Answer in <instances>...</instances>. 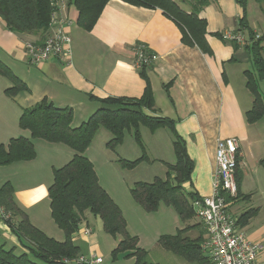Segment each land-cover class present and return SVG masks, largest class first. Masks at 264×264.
Here are the masks:
<instances>
[{
  "label": "crops",
  "instance_id": "crops-1",
  "mask_svg": "<svg viewBox=\"0 0 264 264\" xmlns=\"http://www.w3.org/2000/svg\"><path fill=\"white\" fill-rule=\"evenodd\" d=\"M59 1L62 14L72 21L66 26L71 37V62L67 65L58 59L29 63L24 42L38 40L41 35L11 32L0 18V61L29 89L8 96L4 90L12 82L0 74V142L7 143L17 135L30 137L28 130L19 125V129L14 128L13 121L19 119L23 108L43 98L59 107H69L73 114L72 125L76 126L98 108L103 98L142 96L148 80L156 109L153 114L172 121V127L167 126L173 137L172 143L178 138L193 162L184 189L198 196L210 195L216 140L233 136L239 143L236 181L240 194L243 172L248 170V165L256 170L259 160L264 157V115L252 123H248L245 116L253 99L246 87V73H253L255 78L257 75L248 47L250 42L246 46L223 38L226 32H246L239 22L242 9L236 0H212L199 10L198 16L206 21L205 38L211 54L183 42L178 25L160 8L109 0L91 30L87 31L76 23L78 11L73 2ZM175 1L185 11H190L189 0ZM255 14L264 16L255 0H247L246 18L252 31L251 17ZM138 46L156 58L145 66H137L135 50ZM262 56L264 59L263 52ZM256 80L258 91L264 97V79ZM258 127L261 130L258 131ZM248 129H256V134L249 135ZM258 132H262L261 135ZM44 144L46 148H52ZM35 159L0 166V172L7 170L3 182H11L13 199L31 224L46 235L63 240V231L50 215L48 186L42 178H37L40 164ZM29 177L35 180L24 186L23 181H28ZM236 203L237 200L230 206ZM251 208L257 211L246 223L237 224L249 240L263 244L256 264H264V222L258 226L250 222L259 212L258 207L252 205ZM247 210L245 206L234 213L236 215L229 212L238 219ZM97 217L87 211L73 236L80 255L100 257L98 264H133V257L123 254L112 257L111 251L118 238L106 233ZM93 218L96 228L90 226ZM0 245L19 248V241L7 222L0 221Z\"/></svg>",
  "mask_w": 264,
  "mask_h": 264
},
{
  "label": "trees",
  "instance_id": "trees-1",
  "mask_svg": "<svg viewBox=\"0 0 264 264\" xmlns=\"http://www.w3.org/2000/svg\"><path fill=\"white\" fill-rule=\"evenodd\" d=\"M71 1L78 11L76 23L89 31L109 0ZM124 1L143 7L160 8L178 25L183 42L196 45L204 53L211 54L205 38L206 21L200 18L198 13L212 0H189V12L180 7L175 0ZM255 1L264 12V0ZM236 2L242 9L240 25L249 31V38L252 39L248 47L257 73L256 78L253 73H246V87L253 99L251 108L246 111L245 116L247 122L252 123L264 115V97L258 91L256 80L264 79L261 44L264 40V30L257 39H254L255 34L246 18L247 0ZM52 10L50 0H0V18L6 28L20 35H41L39 41L48 33ZM0 74L12 82V85L4 90L8 96L29 91L27 85L1 61ZM155 110L148 80L142 96L103 98L99 101L98 108L76 126L72 125V110L69 107H59L51 100L43 98L23 108L18 125L21 129L28 130L30 137L21 135L10 138L7 143L0 142V166L33 159L35 156L33 138L62 143L73 150L74 153L68 162L53 169V179L47 188L50 215L56 226L63 231L64 239L50 237L31 224L26 213L13 199L12 185L5 181L0 185V206L10 213V219L6 222L10 231L17 237L19 248L0 245V264H86L77 261L80 250L73 242V236L87 211L100 218L106 233L118 238L116 247L111 251L113 258L123 254L125 257H133V264H153L147 260V252L138 246V237L128 232L120 207L99 184L94 165L84 152L100 127L111 133L108 145L112 149L121 143L125 129L132 127L139 141L138 127L141 124L151 131L163 126L171 128L172 121L167 117L155 116L153 114ZM173 147L176 162L165 163L167 167L165 177L156 176L150 182L137 181L130 191L135 201L148 211L156 209L161 201L170 205L185 224L174 234L161 235L158 238L159 245L187 261L207 264L209 261L203 255L200 246L205 230L191 205L192 200L200 196L195 192L186 191L183 186L190 179L193 162L178 138L173 141ZM143 160L149 161L145 154L135 160L122 158L117 161L126 168H133ZM259 164L264 167V157L259 160ZM238 197L237 192L234 202ZM256 211L255 208L248 209L239 215L237 223H246ZM194 217L198 222H191ZM198 225L201 229H198ZM192 229H197L198 232L194 237L187 234Z\"/></svg>",
  "mask_w": 264,
  "mask_h": 264
},
{
  "label": "rangeland",
  "instance_id": "rangeland-1",
  "mask_svg": "<svg viewBox=\"0 0 264 264\" xmlns=\"http://www.w3.org/2000/svg\"><path fill=\"white\" fill-rule=\"evenodd\" d=\"M251 19L253 20L251 27L254 29V34L257 33L260 36L264 30V16L255 14ZM245 35L249 36L248 30L245 32ZM262 44L264 45V40ZM262 52L264 54V49ZM14 117H17L16 112L14 113ZM14 120V128L19 129L18 118ZM259 130L261 128L258 127ZM248 133L249 135H255L256 129H248ZM258 133L261 135L262 132ZM138 134L139 141L136 139L132 127L125 129L121 143L112 149L108 145L112 137L111 133L106 128L100 127L95 133L90 145L85 150L84 155L93 163L99 184L110 196L112 195L111 198H114L113 200L118 204L121 211L123 210L122 214L126 221L127 230L132 235L138 237V246L147 252V260L149 262L153 264H199L198 262H190L183 259L172 251L163 248L158 243V238L161 235L174 234L177 229L185 225L175 210L170 205L161 201L156 209L148 211L135 201L131 194L130 189L134 186L135 182H150L156 176L164 178L167 170L165 163L174 164L176 162V155L172 143L173 137L167 126L159 127L151 131L147 126L141 124L138 127ZM18 136L21 135L14 137ZM35 142V156L33 159L36 158L34 161L40 164L39 176L37 178H42L47 186H49L53 179V169L59 168L68 162L74 152L62 143H51L43 139H35ZM44 143H47L52 148H46L43 146L46 145ZM144 154L148 157L149 161H140L133 168H126L117 161L122 158L135 160ZM44 159L48 162L45 163ZM263 171L264 167L260 164L256 170L248 165V170H245L241 176L239 187L241 192L237 198V203L229 208V211L233 215H236L239 209H243L245 206L246 209H249L252 205L258 207L259 212L256 218L250 221L254 225L256 224V226L264 222ZM6 176L7 170L0 172V182H3ZM34 180L35 178L29 177L28 181H23V185L31 184ZM7 181L11 184L9 180ZM92 217H89V219ZM94 219L91 220L92 223L90 226L96 228V221ZM97 219L99 218L97 217ZM191 222L195 223L198 220L194 217ZM198 229H201L199 225ZM197 233V229H192L187 234L194 237ZM207 264L211 263L208 262Z\"/></svg>",
  "mask_w": 264,
  "mask_h": 264
},
{
  "label": "built area",
  "instance_id": "built-area-1",
  "mask_svg": "<svg viewBox=\"0 0 264 264\" xmlns=\"http://www.w3.org/2000/svg\"><path fill=\"white\" fill-rule=\"evenodd\" d=\"M53 10L49 19V30L42 41H25L24 50L29 63L58 59L70 64L71 37L66 26L72 21L61 12L59 0H50ZM241 31L226 32L224 39L243 45L251 42ZM259 34H255L257 39ZM156 58L142 46L135 50V64L145 66ZM239 143L236 137L218 138L215 143V168L212 175L210 195L192 200L191 205L205 230L201 241L203 255L211 264H256L261 242L252 241L237 227V218L229 212V206L237 196L236 170ZM10 219V213L0 206V221ZM85 232H88L85 231ZM78 262L101 263V258L79 256Z\"/></svg>",
  "mask_w": 264,
  "mask_h": 264
}]
</instances>
